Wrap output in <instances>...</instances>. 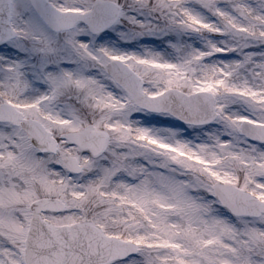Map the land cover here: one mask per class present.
Returning a JSON list of instances; mask_svg holds the SVG:
<instances>
[{
    "label": "snow or ice",
    "instance_id": "snow-or-ice-1",
    "mask_svg": "<svg viewBox=\"0 0 264 264\" xmlns=\"http://www.w3.org/2000/svg\"><path fill=\"white\" fill-rule=\"evenodd\" d=\"M0 264H264V0H0Z\"/></svg>",
    "mask_w": 264,
    "mask_h": 264
}]
</instances>
